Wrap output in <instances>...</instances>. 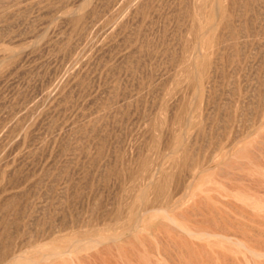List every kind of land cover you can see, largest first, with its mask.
I'll return each instance as SVG.
<instances>
[{"label": "rangeland", "instance_id": "374dc122", "mask_svg": "<svg viewBox=\"0 0 264 264\" xmlns=\"http://www.w3.org/2000/svg\"><path fill=\"white\" fill-rule=\"evenodd\" d=\"M47 1L0 0V32L2 33L0 49L22 51L28 45L39 41L42 34L47 32L45 39H41V42L34 47L35 50L27 49L29 50V53L26 50L27 55L24 54L22 59L12 60L0 71V125L2 123L3 127L7 125L12 114L25 113L26 118H24L25 122L22 121L23 127L14 134L15 140L20 141L17 142L12 137V141L8 140L6 144L5 142L2 144L3 152L0 150L4 155H1L2 164L4 163V171L1 173H4V177H1L2 182H0V213L2 214H0V237L4 233L3 238L1 237L2 242L9 238V241L5 242L9 253L16 254L18 249H22L27 255H37L41 253L40 249L33 250L37 246L45 245L46 248L41 247V251L47 247L50 249L67 245L73 247L87 243L98 236L105 237L120 233L125 227L133 224L141 210L152 207L155 214L145 215L146 217L143 218L145 225L143 224L144 226L142 225L123 240L106 246L108 251L97 259V264H101L102 261L105 263L107 259H111V262L116 264H264V219L249 214H245V218L241 217L240 211L236 210L237 204L233 201L234 195L239 192L250 193L254 197L262 198L264 202V193L259 186L261 182L250 177L248 169H239L247 165L248 155L258 153L252 148H255L258 137L264 136V125L258 128L264 121V22L260 32L258 31L262 40L257 50L254 48L251 53L245 51L248 54L244 57L246 53L241 50L247 48L244 49L248 46L245 45L248 41L243 46L239 45L242 48L238 46L241 49L238 52L245 53L239 56L242 57L241 59L238 56L234 57L236 60L240 59L237 60L239 63L235 62V59L233 63L232 60L228 61L232 59L233 52L231 49L227 51V54L231 52L230 57L223 61L225 66H221V74L226 71L224 76L227 75L225 76L227 79L225 77L222 79L226 84L218 78L220 81L217 85L220 87L216 85L215 102L212 99L215 104L209 105L207 109H210L204 112L206 106L202 99V90L192 85L190 80L185 81L180 73L173 74L174 60L173 58L171 59L173 62L170 60L171 56L175 53L178 55L179 48L181 49V34L184 30L182 21L187 15L186 10L191 9L192 6L189 5L188 0H157V2L151 0L152 2L149 3L151 8L149 7L150 10L148 9L144 16L146 19L143 17L128 20L124 17L122 19L126 21V27L122 29L124 33L115 32L112 34L113 37L103 36L104 30L113 24L110 19L112 13L103 12V15H99L100 18L97 17L92 29L85 30L84 35L89 36V40L85 36L70 38L66 24L63 23L64 26L58 20L51 22V10L58 9L61 10L58 15L64 14L77 6L79 0H68V6L62 9L58 3L60 0ZM126 1L118 2L124 4ZM101 5L104 6V2L97 4V7L100 9ZM262 12L260 16L264 18V9ZM182 14L185 16H181ZM107 15L108 20L105 19ZM173 18L177 21L175 22ZM98 24L103 27L100 28ZM94 28L98 31L93 30ZM136 30L141 36L134 34ZM134 36L135 40H132ZM65 37L70 40L67 46ZM144 39H147L146 43H143ZM148 42L150 43L147 45ZM174 42L175 45L171 49V43ZM247 49L249 50V46ZM121 53L133 63L131 69L127 68L126 72L125 64L121 61L123 56ZM172 57L175 59L177 56ZM224 62L228 63L227 67ZM77 70L80 75L77 76L75 84L64 91L63 97L60 98L62 101L59 99L50 106L46 96L49 89L57 86L69 72H77ZM190 87L192 89H189ZM199 90L200 93H197ZM196 94H199V98ZM44 97L47 99L44 100ZM239 97L241 101L245 99L248 104L245 105L246 107L242 108L239 102L233 105ZM31 99H34V103ZM107 99L111 101L106 103ZM174 102L180 107L170 106ZM216 103L219 104L216 106ZM29 104L32 105L28 106ZM43 104H46V107ZM102 104L110 105L102 106ZM39 107L40 109L36 110ZM176 109L195 111V117L191 122L194 124L185 126L179 119L173 118ZM231 109L238 117L235 122L233 124L221 122V119H224L222 116L233 114ZM215 110L218 111L215 113ZM212 117L215 120H212ZM95 118L101 121L98 123ZM203 121L204 123L206 121L205 125ZM211 121H214V124ZM86 123H95L102 128L96 127V131L94 130L96 137L87 138L89 141L85 138L83 140L81 135L78 136L77 131ZM25 133V139L18 138L19 134L23 136ZM183 133H187L188 137L198 135V141L201 143L197 142V146H194L193 152L198 153V157L195 156L193 159L197 161L203 159L202 163H205L206 158L211 154L213 158H219L232 141L240 142L234 149L236 160L232 161L230 166H226L225 172L228 171L229 175L224 176V172L221 174L219 170L208 172L205 176L196 172L195 185L191 191L184 187L191 183L193 177L185 179L175 189L171 188L166 196L156 195L154 191H149V195L146 191L148 176L160 172L161 167L163 168L161 172L167 173L175 161L182 160L180 154L169 152L178 147ZM195 147L200 148L196 150ZM243 149L250 152L241 156L239 152ZM212 166L215 167V163ZM239 175L249 176V179L238 183ZM171 180L174 181L172 178L167 179L166 184H174ZM180 199H184L185 202L178 209L170 212L178 226L194 232L231 234L234 239L244 241L247 246L252 247L261 254V257H252L251 260L249 253L217 238L200 239L199 236L187 238L172 235L169 232L171 227L164 220L160 208L165 207L169 201L174 203ZM238 212L240 214H237ZM1 220L4 221L5 226ZM31 244L33 248L30 247Z\"/></svg>", "mask_w": 264, "mask_h": 264}, {"label": "bare ground", "instance_id": "6f19581e", "mask_svg": "<svg viewBox=\"0 0 264 264\" xmlns=\"http://www.w3.org/2000/svg\"><path fill=\"white\" fill-rule=\"evenodd\" d=\"M47 1V0H46ZM68 0H60L58 3L61 5V9L68 6L69 2H67ZM80 2H78L77 6H75L73 9L65 12L64 14H61V15H58L59 10L58 9H53V11L51 10V22L52 21H55V20H58L59 22H62V24H66L69 28V35H70V38L71 37H87L86 35H84L85 33V30L87 29H92L93 25H95V21H97V17H99V15L101 16V14L103 12H110L112 13L109 14L111 15L110 16V19L111 21H113V24L112 26L108 27V29H103L105 32H104V35L105 37H109L113 33L115 32H119L122 31L123 28H125V23L126 21L122 20L124 17L128 18V20H134V19H138V18H143L147 13V10L149 9V7L151 8V6H149V3L151 0H125L126 2L124 4H121L119 3L118 1L120 0H79ZM123 1V0H121ZM155 1V0H154ZM153 1V2H154ZM170 1V0H169ZM182 1V0H181ZM189 1V5L191 4V9L189 10H186L187 11V15L185 16L184 14H182L181 16H185L184 19H183V33L181 34V39L182 41L180 42L181 43V49L179 48L180 52L178 51V55L175 53L173 54L174 56L176 55L177 57L174 59V57H172L169 53V55L171 56L170 60L173 58L174 62V67H173V74H175L176 72L177 73H180L184 80L187 81V80H190V83H192V85H194L195 87H197V89H201L202 90V94H203V101H204V105L206 106L204 109L206 111L204 112H207V109L208 107H210L209 105H212V104H215V93L217 91H215V88H216V85H217V82H219L220 80L218 78H220L221 80L222 79H227V75L224 76V74L226 73L225 69L223 68V70L225 71L224 74H221V69L222 67H224L225 65L223 64V61L226 59V58H229L230 57V53L233 52L232 55V59H228L229 60H232V63H233V59H235L234 57L236 56H241L243 54H245L246 52H250L254 49V50H257L258 49V46L260 45V37H259V34L258 31L260 32V28L263 27L262 26V23L264 22V18H262V15L261 13L262 10L264 9V0H188ZM187 1V3H188ZM48 2V1H47ZM100 2H104V6H102L100 9L97 7V4H100ZM152 2V1H151ZM157 2V0H156ZM160 2V1H159ZM185 2V1H184ZM56 3V2H55ZM173 3V2H172ZM182 3V2H181ZM47 5L49 4L46 3ZM53 4V3H52ZM50 4V5H52ZM153 4V3H151ZM155 4V3H154ZM158 4V3H157ZM156 4V5H157ZM55 5V4H54ZM177 5V3H176ZM185 5V4H184ZM155 6V5H154ZM161 6V5H159ZM163 6H164V3H163ZM169 6V5H168ZM179 6V5H178ZM48 7V6H47ZM156 7V6H155ZM180 7H182L180 5ZM188 7V5H187ZM176 8V6H175ZM174 8V9H175ZM183 8V7H182ZM159 9V8H158ZM178 9V8H177ZM187 9V8H185ZM150 10V9H149ZM153 10V8H152ZM170 10V9H169ZM172 10V9H171ZM50 11V10H49ZM156 11V9H155ZM153 11V12H155ZM163 11V10H161ZM175 11V10H174ZM179 11V10H178ZM184 11V12H186ZM166 12V11H165ZM173 12V11H172ZM181 12V11H180ZM179 12V14H180ZM164 13V12H163ZM170 13V12H169ZM4 14V13H3ZM108 14V13H107ZM150 14V13H149ZM166 14V13H165ZM171 14V13H170ZM103 15V14H102ZM105 15V14H104ZM160 16V13L158 14ZM168 15V14H167ZM176 15H177V12H176ZM1 16H4V15H1ZM106 16V15H105ZM166 16V15H165ZM175 16V15H173ZM264 16V15H263ZM103 17V16H102ZM149 17V16H148ZM151 17V16H150ZM162 17V16H161ZM6 18V17H5ZM107 18L108 20V15L107 17H105V19ZM145 18V17H144ZM177 18V17H176ZM146 19V18H145ZM153 19V18H152ZM171 19V18H169ZM175 18H173L174 20ZM178 19V18H177ZM142 20V19H141ZM144 20V19H143ZM3 21V20H2ZM25 21V20H24ZM100 21V20H99ZM136 21V20H135ZM175 21V20H174ZM177 21V20H176ZM175 21V22H176ZM4 22V21H3ZM109 22V21H108ZM143 23V21H141ZM140 22V23H141ZM146 22V20H145ZM173 22V21H172ZM185 22V23H184ZM56 23V22H55ZM136 23V22H135ZM180 23V22H178ZM63 24V25H64ZM97 24V23H96ZM107 24V22H106ZM109 24V23H108ZM138 24V22H137ZM136 24V25H137ZM145 24V23H144ZM62 25V26H63ZM99 25V24H98ZM102 25H105V24H102ZM135 25V26H136ZM65 26V25H64ZM97 26V25H96ZM100 26V25H99ZM107 26V25H105ZM134 26V27H135ZM144 26V25H143ZM174 26V25H173ZM103 27V26H102ZM100 26V28H102ZM179 27V26H178ZM98 28V26H97ZM142 27H140L141 29ZM180 28V27H179ZM178 29V28H176ZM263 29V28H262ZM93 30H96V28H94ZM135 30V29H134ZM179 30V29H178ZM177 30V31H178ZM98 31V30H96ZM101 31V30H100ZM45 32V31H44ZM43 32V33H44ZM124 33V31H122ZM139 31L136 30V33L134 32V34H137L138 36H141V34L138 33ZM176 32V31H175ZM264 32V30H263ZM99 33V32H98ZM103 33V31H102ZM101 33V34H102ZM142 33V32H141ZM180 33V32H179ZM178 33V34H179ZM0 34H2L0 32ZM42 34V33H41ZM67 34V36H68ZM96 34V33H95ZM117 34V33H116ZM129 34V33H128ZM144 34V33H143ZM142 34V35H143ZM177 34V33H176ZM91 35V34H90ZM100 35V33H99ZM99 35H97V37H99ZM174 35V33H173ZM183 35V36H182ZM1 36V35H0ZM47 36V32L46 34H42V38H40L39 41H36L30 45H28L26 47V49L22 50V51H6L5 49H0V71H2L6 66L9 65V63L16 59V58H19V59H22L24 54H26V50L27 49H32L33 51V48L38 45L40 42H41V39L44 40L45 37ZM117 36V35H116ZM132 36V35H131ZM180 36V35H179ZM264 36V34H263ZM53 37V36H52ZM64 37V36H63ZM174 37V36H173ZM175 37H177V35H175ZM58 38V37H57ZM88 40H89V36L87 37ZM124 38V37H123ZM127 38V37H126ZM138 38V37H137ZM143 38V37H142ZM262 38V37H261ZM2 39V38H1ZM51 39V38H50ZM64 39V38H63ZM62 39V40H63ZM132 39V38H131ZM129 39V40H131ZM177 39V38H175ZM249 39H251L250 43L249 42ZM36 40V39H35ZM69 39L67 37H65V44L66 46L68 45ZM127 40V39H126ZM129 40H128V43H129ZM132 40H135V36H134V39ZM139 40V39H138ZM147 40V39H146ZM144 39V42L143 43H146V41ZM165 40V39H164ZM59 41V40H58ZM94 41V40H93ZM137 41V40H136ZM174 41V39L172 38V42ZM248 41V44H245L247 43ZM61 42V40H60ZM88 42V41H87ZM142 42V41H141ZM162 42V41H161ZM178 42V41H177ZM176 42V43H177ZM103 43V42H102ZM126 43V42H124ZM135 43V41H134ZM142 43V44H143ZM150 42L147 43V45L149 44ZM264 43V42H263ZM55 44V43H54ZM100 44V43H99ZM130 44V43H129ZM133 44V43H132ZM141 44V45H142ZM173 43H171V49L172 46L175 45V42L174 44L172 45ZM243 44L245 45H248L249 46V50L247 49L248 46H245L244 47V51L239 49V45H242ZM105 45V44H104ZM131 45V44H130ZM139 47H140V44H138ZM264 45V44H263ZM66 46H63V47H66ZM77 46V45H75ZM87 46V45H85ZM91 46V44H90ZM93 46V45H92ZM98 46V45H97ZM101 46V45H100ZM99 46V47H100ZM136 47V43L134 45ZM145 46V45H144ZM162 46V44H161ZM239 46V47H238ZM242 46L240 48H242ZM39 47V46H38ZM129 47V45H128ZM133 47V46H132ZM149 46H147L148 48ZM177 47V46H176ZM72 48V47H71ZM75 49H77L76 47H74ZM73 48V50H74ZM89 48V47H87ZM91 48V47H90ZM102 48V47H101ZM99 48V49H101ZM141 48V47H140ZM257 48V49H256ZM261 48V46H260ZM264 48V47H263ZM86 49V48H85ZM104 49V48H103ZM145 49V48H144ZM152 49V48H151ZM161 49V48H160ZM167 49L169 50L170 47L168 46ZM166 49V50H167ZM176 49V48H175ZM232 50L230 53L227 54V51L229 52V50ZM29 50L28 53H29ZM35 50V48H34ZM37 50V49H36ZM81 50V49H80ZM149 50V49H148ZM165 50V51H166ZM167 50V51H168ZM178 50V49H177ZM242 51V52H245V53H242L240 54V52L238 51ZM84 51V50H83ZM131 51V50H130ZM135 51V50H134ZM144 50H142L143 52ZM154 51V50H152ZM173 51V50H172ZM171 51V52H172ZM132 52V51H131ZM130 52V53H131ZM157 52V51H155ZM170 52V51H169ZM177 52V51H175ZM137 53V52H136ZM139 53V52H138ZM158 53V52H157ZM160 53V52H159ZM238 53L240 55H238ZM78 54V53H77ZM122 54V53H121ZM125 54V53H124ZM134 54V53H133ZM132 54V55H133ZM229 56H227V55ZM248 53L245 54L244 57H247ZM27 55V54H26ZM123 55V54H122ZM135 55V54H134ZM137 55V54H136ZM140 55V53L138 54ZM137 55V56H138ZM144 56V54H142ZM131 56V55H130ZM154 56V55H153ZM76 57V56H75ZM118 57V56H117ZM169 57V56H168ZM80 58V57H79ZM128 57H126L125 55L122 56L121 58V61L124 62L125 64V72L127 71V68L131 69V66H132V62L129 60V58L127 59ZM133 58V57H132ZM136 58V57H135ZM142 58V56H141ZM149 58V56H148ZM153 58V57H152ZM237 58V57H236ZM240 58V57H239ZM242 58V57H241ZM240 58V59H241ZM240 59L238 61H240ZM134 60V59H133ZM136 60V59H135ZM236 60V59H235ZM235 61V62H238V61ZM18 61V60H17ZM139 62V60H137ZM142 61V60H141ZM73 62V61H72ZM169 62V61H168ZM227 62V60H226ZM17 63V62H16ZM14 63V64H16ZM80 63V62H79ZM132 63V64H131ZM171 65L172 63L169 62ZM225 63V62H224ZM231 63V62H230ZM229 63V65H230ZM231 63V65H233ZM239 63V62H238ZM262 63V62H261ZM13 64V62H12ZM146 64V63H145ZM169 64V65H170ZM226 64V63H225ZM237 64V63H236ZM140 65V64H139ZM264 65V63H263ZM222 66V67H221ZM228 66V63L226 64V67ZM172 67V66H171ZM225 67V68H226ZM235 67V66H234ZM233 67V68H234ZM17 68V67H16ZM232 68V67H231ZM11 69V68H10ZM122 69V68H121ZM124 70V69H123ZM171 70V69H170ZM9 71V70H8ZM11 71V70H10ZM9 71V72H10ZM129 71V70H128ZM171 72V71H170ZM223 73V72H222ZM236 73V71H235ZM8 74V73H7ZM229 74V73H228ZM2 75V74H1ZM79 70H77V72L75 71H71L69 72L65 78H63L57 86L53 87V88H50L49 91H48V95L47 98L44 97V100L45 98L49 101L48 104L50 103V106L54 103H57L59 101V99L61 97H63V93L64 91L72 86V84H75V81H76V78L77 76H79ZM134 75V74H133ZM172 75V74H171ZM233 75V74H232ZM6 76V75H5ZM9 76V75H7ZM180 76V75H179ZM219 76V77H218ZM225 77V78H224ZM1 78V76H0ZM174 78V75L172 77V80ZM229 78V77H228ZM218 79V80H217ZM262 79V78H260ZM1 80H4V79H1ZM171 80V81H172ZM257 80V79H256ZM263 80V79H262ZM5 81V80H4ZM223 81V80H222ZM235 81V80H234ZM175 82V81H174ZM258 82V81H257ZM222 83V82H221ZM224 83V81H223ZM232 83V82H231ZM236 83V82H235ZM14 84V83H13ZM186 84V83H185ZM184 84V85H185ZM226 84V83H224ZM223 84V85H224ZM234 84V83H233ZM264 84V83H263ZM191 85V86H192ZM223 85H221L223 87ZM190 86V85H189ZM219 86V85H217ZM225 86V85H224ZM233 86V85H232ZM235 86V84H234ZM164 87V86H163ZM220 87V86H219ZM193 88V86H192ZM191 87L189 89H192ZM234 88V87H233ZM72 89V88H71ZM195 89V88H194ZM196 89V90H197ZM219 89V88H218ZM217 89V90H218ZM232 89V88H231ZM262 89V88H261ZM222 90V89H221ZM229 90V89H227ZM195 91V90H194ZM219 91V90H218ZM234 91V90H233ZM232 91V92H233ZM259 91V90H258ZM20 92V91H19ZM46 92V91H45ZM215 92V93H214ZM231 92V93H232ZM196 93V91H195ZM197 93H200V90L199 92ZM46 94V93H45ZM201 94V96H202ZM227 94V93H226ZM233 94V93H232ZM118 95V94H117ZM198 95V98H199V94H196ZM219 95V94H218ZM217 95V96H218ZM237 95V94H236ZM251 95V94H250ZM114 96V95H113ZM200 96V97H201ZM214 96V97H213ZM220 96H223V95H220ZM260 96V94H259ZM264 96V95H263ZM109 97V96H108ZM170 97V96H169ZM225 97V96H224ZM228 97V96H227ZM231 97V96H230ZM111 98V97H110ZM175 98V97H173ZM222 98V97H220ZM226 98V97H225ZM235 98V97H234ZM245 98V97H244ZM261 98V97H260ZM113 99V98H111ZM168 99V98H167ZM176 99V98H175ZM180 99V98H179ZM201 99V98H200ZM201 99V100H202ZM214 102H213V100ZM247 99V98H246ZM250 99V98H248ZM247 99V100H248ZM253 99V98H252ZM251 99V101H252ZM16 100V99H15ZM30 100V99H29ZM32 100V99H31ZM38 100V99H37ZM46 100V101H47ZM61 100V99H60ZM110 100V99H109ZM108 99L105 101L106 103L107 102H110ZM193 100V99H192ZM196 100V98L194 99V101ZM198 100V99H197ZM223 100V99H222ZM231 100V99H230ZM255 100V99H254ZM263 100V99H262ZM34 101V99L32 100V102ZM62 101V100H61ZM115 101V100H114ZM180 101V100H179ZM202 101V102H203ZM232 101V100H231ZM37 102V101H36ZM104 102V103H105ZM117 102V101H116ZM169 102V100H168ZM192 102V101H191ZM212 102V103H211ZM236 102H239L242 104V108L243 107H246L245 105H248L245 101V99H243V101L240 100V97L239 99L237 98L235 100V102L233 103V105L236 103ZM248 102V101H247ZM258 101H256L257 103ZM34 103V102H33ZM38 103V102H37ZM40 104H42V102H39ZM38 103V104H39ZM220 103V102H219ZM219 103H216V106L217 104ZM230 103V102H229ZM255 103V104H256ZM115 104V103H114ZM181 104V103H180ZM195 104V103H194ZM254 104V105H255ZM32 104H29L28 106H30ZM44 106L46 104H43ZM42 105V106H43ZM105 105V104H104ZM102 104V106H104ZM107 106L110 105V104H106ZM105 105V106H106ZM202 105V103H201ZM232 105V106H233ZM40 105V107H42ZM170 106H173V107H176L178 106V103L177 102H174L172 103V105ZM27 107V106H26ZM39 108H36L37 109H40ZM46 107V106H45ZM49 107V105L47 106ZM169 107V105H168ZM180 107V105L178 106ZM225 107V106H224ZM110 108V107H109ZM172 108V107H171ZM201 108V107H200ZM199 108V110H200ZM203 108V107H202ZM221 108V107H220ZM249 108V107H248ZM19 109V108H18ZM25 109V108H24ZM29 109V107H28ZM31 109H32V106H31ZM35 109V108H34ZM102 109V108H101ZM173 109V108H172ZM175 109V108H174ZM185 109V108H184ZM191 109H194V108H191ZM197 109V108H196ZM240 109V108H239ZM245 109V108H244ZM247 109V108H246ZM20 110V109H19ZM18 110V111H19ZM170 110V109H169ZM181 110V109H180ZM195 110V109H194ZM28 111V110H26ZM33 111V110H32ZM167 111V110H166ZM172 111V110H171ZM170 111V112H171ZM218 111V110H217ZM215 110V113L217 112ZM232 111V109L230 110ZM244 111V110H242ZM25 112V110L23 111ZM102 112V111H101ZM104 112H105V109H104ZM169 112V111H168ZM195 112V111H194ZM194 112L190 109H187L185 111H178V109H176V111L174 110L173 112V118L175 119H179L185 126H188L194 119L195 115H194ZM199 112V111H197ZM196 112V113H197ZM200 112H203V111H200ZM204 112L202 114H204ZM228 112V111H227ZM233 112V111H232ZM32 113V112H31ZM35 113V112H34ZM108 113V112H107ZM172 113V112H171ZM231 113V112H230ZM17 114V115H16ZM16 114H12L11 119L9 120V123L7 125H4L3 127V123L2 125H0V150H1V146L2 144L5 142V144L8 142V140H11V138L13 137V139L15 140L14 138V134L19 131L23 125H22V121L24 120L25 118V113H20L22 114L24 117L22 118L21 116L22 115H18V113ZM30 114V113H29ZM105 114V113H104ZM207 114V113H206ZM210 114V113H209ZM212 114V113H211ZM221 114V113H220ZM241 114V113H240ZM239 114V115H240ZM33 115V113H32ZM223 115V113H222ZM227 115V116H226ZM245 115V114H244ZM168 116V115H167ZM201 116V115H200ZM207 116V115H206ZM209 116V115H208ZM216 116V115H215ZM221 116V115H220ZM229 118V119H226L228 121L225 120L226 117ZM10 117H7V118H10ZM29 117V115H28ZM27 117V118H28ZM105 117V115H104ZM224 119H221V122L222 121H225V123L227 122H230L231 124H233L235 122V119L238 118L236 113L233 112V114H225L224 116H222ZM6 118V119H7ZM99 118V117H98ZM102 118V117H101ZM5 119V120H6ZM26 119V118H25ZM93 119V118H92ZM96 119V118H95ZM94 119V120H95ZM8 120V119H7ZM28 120V119H27ZM56 120V119H55ZM98 120V119H96ZM197 120V119H196ZM207 120V118H206ZM212 120H215V118L212 117ZM31 121V120H30ZM29 121V122H30ZM89 121V120H88ZM101 121V120H100ZM98 120V123L100 122ZM168 121V120H167ZM172 119L169 121V123H171ZM4 122V121H2ZM25 122V120H24ZM27 122V121H26ZM87 122V120H86ZM92 122V121H91ZM90 122V123H91ZM107 122V121H106ZM209 122V121H208ZM214 122V121H213ZM211 121V123H213ZM28 123V122H27ZM33 123V122H32ZM88 123V122H87ZM83 127H79L77 130L79 133H78V136L81 135L82 136V139L85 138V139H94L96 136L94 135V130L96 129V127H99L97 126L95 123L93 124H87ZM103 123V122H102ZM201 123V122H200ZM24 124V123H23ZM83 124V123H82ZM85 124V123H84ZM194 124V123H191V125ZM203 124L205 125L206 124V121L204 123L203 121ZM209 124V123H208ZM214 124V123H213ZM223 124V123H221ZM100 125V124H99ZM220 125V124H219ZM226 125V124H225ZM262 125H264V121L259 125L258 128L262 127ZM26 126V125H25ZM82 126V125H81ZM101 126V125H100ZM208 126V125H206ZM216 126V125H215ZM218 126V125H217ZM192 127V126H191ZM212 127V125L210 126ZM209 127V128H210ZM228 127V125H227ZM225 127V128H227ZM101 128V127H99ZM185 128V127H184ZM194 128V127H193ZM208 128V129H209ZM220 128V127H219ZM224 128V127H223ZM102 129V128H101ZM105 129V128H104ZM195 129V128H194ZM206 129V130H208ZM211 129V128H210ZM213 129V128H212ZM262 129V128H261ZM23 130V129H22ZM165 130V128H164ZM171 130V129H169ZM189 130V129H188ZM198 130V128H197ZM220 130V129H219ZM25 131V130H23ZM27 131V130H26ZM96 131V130H95ZM158 131V130H157ZM183 131L185 132V130L183 129ZM199 131V130H198ZM204 131V130H203ZM203 131L201 133H203ZM228 131H229V128H228ZM22 132V131H21ZM28 132V131H27ZM196 132V130H195ZM209 132V131H208ZM222 132V131H220ZM227 132V130H226ZM76 133V132H75ZM146 133V132H145ZM189 133V132H187ZM187 133H183V138L181 140V142H179V145L178 147L174 150V151H171L169 152L170 154H180V157L182 158V160L180 159V161H175L169 168V172H165L164 174L161 172L162 171V167H161V174L160 172H155V174L153 175H149L148 178H147V184H146V191H148V194H149V191H154V193L156 195H165L169 193V190L171 188H176L178 185H180L185 179L187 178H192V181L191 183H189L187 186H185L184 188H187L189 189L190 191L193 189L194 187V180L196 179V172L197 174H200L201 176H205V174H207L208 172H213V171H216V170H219V172H221V174L224 172V176L226 175H229L227 172H225V169L227 168L226 166H230L232 163V161H235L236 158V154L234 152V149L235 147H237L240 142H236L235 140L232 141L228 146H226L227 150H225L220 156L219 158H213L212 157V154L209 155L207 158H206V161L205 163L201 162V161H197L196 159L194 160L193 158L195 156L198 157V153H194L193 152V148L194 146H197L196 143L197 142H200L198 141V135L199 132H198V135H195V136H191V137H188V134ZM210 133V132H209ZM216 133V131H215ZM225 133V132H224ZM163 134V133H162ZM165 134V132H164ZM207 134V133H206ZM211 134V133H210ZM60 135V134H59ZM180 135V134H179ZM222 135V134H221ZM224 135V134H223ZM171 136V135H170ZM169 136V137H170ZM182 136V134H181ZM206 136V135H205ZM210 136V135H209ZM212 136V135H211ZM215 136V135H214ZM219 136V135H218ZM18 137V136H17ZM204 137V136H202ZM222 137V136H221ZM18 138H21L22 140L26 138V133L25 135L23 136H20L19 134V137ZM171 138V137H170ZM216 138V137H215ZM258 142L256 143L255 145V148H252V149H255L258 153L255 154V155H248V163L245 167H242V168H239L241 170H244V169H248L250 172V174H248L250 177H253L256 181L258 182H261L260 183V189L261 191L264 193V136H260L258 137ZM83 139V140H85ZM87 139V140H88ZM181 139V137H180ZM210 139V138H209ZM108 140V139H107ZM106 140V141H107ZM7 141V142H6ZM12 141V140H11ZM17 142H19L20 140H15ZM89 141V140H88ZM93 141V140H92ZM106 141H103V142H106ZM91 142V141H90ZM177 142V141H176ZM206 142V141H205ZM208 142V141H207ZM15 143V142H14ZM89 143V142H87ZM175 143V141H174ZM201 143V142H200ZM204 143V141H203ZM11 144V142H10ZM8 144V145H10ZM176 144V143H175ZM178 144V142H177ZM7 145V146H8ZM23 145V144H22ZM89 144H86V146H88ZM201 145V144H200ZM210 145V144H208ZM5 146V145H4ZM12 146V145H11ZM18 146V145H17ZM15 146V147H17ZM85 146V147H86ZM127 146V145H126ZM175 146V145H173ZM203 146V145H202ZM9 147V146H8ZM3 148V147H2ZM89 148V147H88ZM135 148V147H134ZM138 148V147H137ZM173 148V147H172ZM196 148V147H195ZM200 148V147H198ZM196 148V150L198 149ZM6 149V147L4 148ZM126 149V148H125ZM135 150V149H134ZM2 151V150H1ZM6 151V150H5ZM236 151V150H235ZM3 152V151H2ZM1 152V153H2ZM197 152V151H196ZM199 152V151H198ZM248 152L250 151H246V149L244 150H241L239 152V155H246ZM0 153V182L1 181V177H4V173H1L2 171H4V163L2 164V159H1V155L4 156L3 154ZM168 153V154H169ZM200 153V152H199ZM204 153V152H203ZM167 154V153H166ZM26 156V155H25ZM172 157V156H171ZM196 157V158H197ZM203 157V156H202ZM5 157H3L4 159ZM169 158V156L167 157V159ZM172 159V158H171ZM176 159V158H175ZM198 159V158H197ZM4 162V160H3ZM11 162V161H10ZM14 162V161H13ZM167 162V161H166ZM215 163V167L212 168L211 165H213ZM182 164V165H181ZM160 165V164H159ZM158 165V166H159ZM168 165V164H167ZM156 168V167H155ZM159 168V167H158ZM157 168V169H158ZM160 169V168H159ZM165 169V168H164ZM146 170V169H145ZM155 170V169H154ZM153 170V171H154ZM152 172V171H151ZM195 172V173H194ZM16 174V173H15ZM19 174V173H18ZM17 175V174H16ZM133 175V174H132ZM131 175V176H132ZM130 176V177H131ZM184 178H183V177ZM240 176V175H239ZM249 176L248 177H245V176H240L237 180L238 183L240 182H243V181H247V179H249ZM10 177V176H9ZM7 177V178H9ZM56 177V176H55ZM140 178V177H139ZM174 179V184L172 185H169V184H166V180L167 179ZM181 178H183V180H181ZM172 182V180H171ZM172 182V183H173ZM145 188V187H143ZM142 188V189H143ZM141 189V190H142ZM173 189V190H174ZM145 190V189H143ZM57 192V191H55ZM58 193V192H57ZM144 194V191L142 192ZM147 193V192H146ZM64 195V194H63ZM150 195V194H149ZM64 197V196H63ZM141 197V196H140ZM166 198V197H165ZM262 198H257V197H254V195H251L250 193H236L234 195V202L237 204V207H236V210L238 209V211H240V213L238 212L237 214H240L241 217L245 218V214H249L253 217H257V218H260V219H264V202L261 200ZM170 200V199H169ZM185 202L184 199H180L179 201L177 202H172V201H169L167 203V205H165V207H162L160 208V212L162 213L163 215V218L165 221H167L168 225H170L171 229H169V232L172 234V235H176V236H184V237H197L199 236L200 239H209V238H217L219 239L220 241H223V242H226V243H229V244H232L233 246H235L237 249L241 250V251H244V252H247L249 253V256L251 258V260L253 259L252 257H261V254L257 253V251H255L252 247H249L247 246V244L244 242V241H241V240H238V239H234L232 237V235H226V234H221V233H218V232H209V231H205V232H198V231H192V230H187V229H184V228H181L180 226L177 225L175 219L170 215V212L178 209L183 203ZM9 203V202H8ZM4 204V203H2ZM7 204V203H6ZM96 204V203H95ZM144 204V203H143ZM141 205V204H140ZM4 206V205H3ZM12 206V205H11ZM95 206V205H94ZM30 207V206H29ZM9 208V207H7ZM14 208V207H13ZM131 208V207H130ZM140 208V207H139ZM142 208V207H141ZM140 208V209H141ZM6 209V208H5ZM41 210V209H40ZM44 210V209H43ZM45 211V210H44ZM56 211V210H55ZM94 211V209H93ZM3 212V210H2ZM52 212V211H51ZM131 212V211H130ZM136 212V211H135ZM39 213V212H38ZM49 213V212H48ZM90 213V212H89ZM138 213V212H136ZM135 213V214H136ZM1 214V213H0ZM31 214V213H30ZM40 214V213H39ZM51 214V213H50ZM146 214H150V216L153 214H155V211L153 210L152 207H149V208H145L143 210H141L138 214H137V217L135 218V220L132 222L133 224L130 226L128 224H126L127 228L124 226L125 224H123V226L125 227V229H123L120 233H114V234H111V235H106L105 237H102V236H98L97 238L93 239V240H90L88 241L87 243L84 242V244L80 243L78 244L77 246H64V247H60L58 246L57 248H52L50 249V247H47V249L41 251V247L42 248H46L45 245H41V246H37L35 247L33 250H38L40 249L39 254L35 255H27L24 251H22V249H18L17 253H9V250H8V247L6 245V241H9L8 239L6 240V236L4 237V239L6 241L3 240L2 242V238L4 236V233L3 235L0 237L1 238V243H0V264H97V259L101 257V255L105 254V252L108 251V249L106 248V246H108L109 244H114L118 241H121L123 240V238L127 237L128 235H131L133 232L137 231L138 229H140V227L144 224L143 222V218L146 217L145 215ZM2 215V214H1ZM6 216V215H5ZM28 216V215H27ZM54 216V215H53ZM132 216V214H131ZM129 217V216H128ZM28 218V217H27ZM131 218V217H130ZM11 219V218H10ZM93 219V218H92ZM120 219V218H119ZM124 219V218H123ZM4 220V219H3ZM1 220V221H3ZM45 221V220H44ZM123 221V220H122ZM126 221V220H125ZM129 221V220H128ZM150 221V220H149ZM40 222V221H39ZM43 222V221H42ZM50 222V221H49ZM92 222V221H91ZM80 223V222H79ZM90 223V222H89ZM125 223V222H124ZM131 223V222H130ZM3 226H5V223L3 221ZM7 224V223H6ZM42 224V223H41ZM69 224V223H68ZM87 224H88V221H87ZM8 225V224H7ZM51 225V224H50ZM61 225V224H60ZM67 225V224H66ZM145 225V224H144ZM143 225V226H144ZM7 227V226H6ZM21 227V226H19ZM41 227V226H40ZM122 227V226H121ZM24 228V226H23ZM5 229V227H4ZM2 229V230H4ZM29 229V228H28ZM38 229V228H37ZM119 229V228H118ZM1 230V232H3ZM6 230V229H5ZM8 230V229H7ZM20 230V229H19ZM23 230V229H22ZM230 230V229H228ZM6 232V231H5ZM6 234V233H5ZM41 234V232L39 233V235ZM8 235V234H7ZM38 235V234H36ZM36 238V237H34ZM39 238V237H38ZM37 239V238H36ZM91 239V238H90ZM88 240V239H87ZM6 242V243H5ZM9 244V242H8ZM27 245V244H26ZM258 246V245H257ZM32 247V244L31 246ZM29 247V248H30ZM33 248V247H32ZM49 248V249H48ZM102 248H105V249H102ZM24 249V248H23ZM31 250V249H30ZM100 250H102L100 252ZM29 252V251H28ZM34 252V251H32ZM36 252V251H35ZM98 252H100L98 254ZM30 254V253H29ZM107 258H105L106 260ZM169 259V258H167ZM174 259V258H173ZM108 261H106L104 263V261H102L101 264H116V263H113V261L111 262V259H107ZM173 262V260H172Z\"/></svg>", "mask_w": 264, "mask_h": 264}]
</instances>
